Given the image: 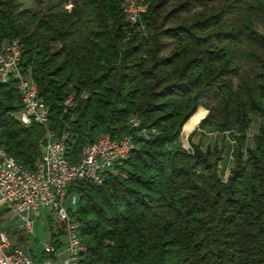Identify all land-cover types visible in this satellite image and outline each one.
Here are the masks:
<instances>
[{"label": "trees", "instance_id": "16d2710c", "mask_svg": "<svg viewBox=\"0 0 264 264\" xmlns=\"http://www.w3.org/2000/svg\"><path fill=\"white\" fill-rule=\"evenodd\" d=\"M23 1L0 0V47L18 40L19 70L49 109L47 129L67 133V159L104 133L134 142L101 184L67 188L78 264H264V0H145L135 23L125 0ZM198 105L208 114L197 128L235 143L226 180L223 150L180 143ZM20 108L16 81L0 82V146L32 167L46 129L22 125Z\"/></svg>", "mask_w": 264, "mask_h": 264}, {"label": "built area", "instance_id": "2783aa9c", "mask_svg": "<svg viewBox=\"0 0 264 264\" xmlns=\"http://www.w3.org/2000/svg\"><path fill=\"white\" fill-rule=\"evenodd\" d=\"M127 20L135 23L144 11L126 9ZM15 48H21L18 40L5 42V53H0V82L16 81L20 95L21 108L16 113L22 125L36 124L45 127L42 140V152L32 167H10L9 154L0 148V264H78L84 253V246L78 243L74 235V224L77 220L70 216L77 196L68 194L67 188L73 182L90 181L101 184L108 171L126 159L134 148L131 135L120 139H112L104 133L82 148V164L80 166H64L61 150L64 137L47 129L48 107L38 95L37 87L29 76V70L16 74L20 62L14 61ZM71 96L65 105L70 106ZM136 119L130 120L136 126ZM142 132V133H141ZM140 135L147 132L141 130ZM41 210L49 211L59 223L61 233L51 234V240L43 246L45 258L35 260L31 251L25 250L10 241L9 231L2 225L16 218L18 225L31 232L33 218L40 215ZM7 216L5 220L3 217ZM65 240H62V236Z\"/></svg>", "mask_w": 264, "mask_h": 264}, {"label": "rangeland", "instance_id": "374dc122", "mask_svg": "<svg viewBox=\"0 0 264 264\" xmlns=\"http://www.w3.org/2000/svg\"><path fill=\"white\" fill-rule=\"evenodd\" d=\"M23 2L25 3V5H29L31 3V0H24ZM64 7L67 9L71 8L70 0L64 3ZM169 20L170 19H168L167 22H169ZM256 26L258 30H264V26L261 25V23L257 24ZM193 114L194 116L189 120L186 126L184 128L182 126L183 131L181 129V132H183V138L180 132V143L184 149L190 152H193V149L196 147L200 148L203 151H205L207 148L211 150H214L215 148L217 150H223V158L220 161L219 173L222 176L223 180H226L229 167L232 164L231 154L235 149V143L231 139V134L228 132L217 133L209 130L201 131L197 128L200 121L208 114V109L204 105H198L195 111L189 116V118ZM261 121L262 119L257 114L252 115L251 124L247 132V139L241 149L243 157H246L248 148L254 147L253 135L257 131V127L259 123H261ZM131 127L139 128V124ZM143 131H145V133L147 132L146 129H143ZM150 131L153 133L156 132V130L154 129H150ZM136 132H140V129H136ZM146 136L148 135L146 134ZM72 207L73 209H75V205H73ZM6 217L7 216H4L3 220H5ZM58 226L59 223L55 220V217L50 215L49 211L41 210L40 215L33 218V227L31 232H26L24 227H20L16 218H12L10 219V221L5 222L2 225V229L6 231L10 230L9 238L13 244L25 250L31 251L36 257H40L42 254L43 246L51 240V234L54 232H57V234L61 233V226L60 229L58 228ZM61 238L63 241L65 240L64 235Z\"/></svg>", "mask_w": 264, "mask_h": 264}, {"label": "bare ground", "instance_id": "6f19581e", "mask_svg": "<svg viewBox=\"0 0 264 264\" xmlns=\"http://www.w3.org/2000/svg\"><path fill=\"white\" fill-rule=\"evenodd\" d=\"M139 9V11H145L147 8V3L145 2V0H125L123 3V10L126 14L127 17V11L126 9H135L137 8ZM0 53H5V45H3L2 47H0ZM14 61L16 62H20V48H15V52H14ZM16 74H22L19 70V67H16ZM4 82V81H1ZM49 110H47V119H48V112ZM17 119L19 120V117L17 116ZM134 120V119H132ZM67 137H64V142H63V147L61 150V159H62V164L64 166H80L82 164V152L80 153L77 161L75 162H71L67 159L66 157V151H67V142H66ZM1 148V146H0ZM4 154H7L6 151L4 150ZM8 164L10 167H22V164L17 163L12 161L9 157H8ZM77 223L74 224V235H75V239L78 243H80L79 239H78V235H77ZM85 249V248H84Z\"/></svg>", "mask_w": 264, "mask_h": 264}, {"label": "crops", "instance_id": "0c3cea01", "mask_svg": "<svg viewBox=\"0 0 264 264\" xmlns=\"http://www.w3.org/2000/svg\"><path fill=\"white\" fill-rule=\"evenodd\" d=\"M31 253H32V252H31ZM32 255H33V257H34L35 260H38V259H40V258L43 256V253L41 254L40 257H36L33 253H32Z\"/></svg>", "mask_w": 264, "mask_h": 264}]
</instances>
